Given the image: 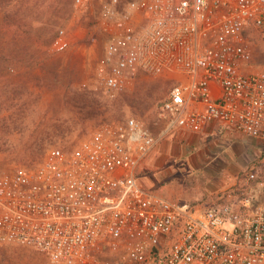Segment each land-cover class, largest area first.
Here are the masks:
<instances>
[{"label": "built area", "instance_id": "2783aa9c", "mask_svg": "<svg viewBox=\"0 0 264 264\" xmlns=\"http://www.w3.org/2000/svg\"><path fill=\"white\" fill-rule=\"evenodd\" d=\"M99 3L107 91L167 77L163 133L216 123L264 144V69L248 40L264 28V0H74L83 11ZM69 46L59 28L51 48ZM161 138L133 117L104 123L72 149L0 174V247L29 246L55 264H82L102 246L129 264H264V204L249 191L257 167L210 199L174 200L142 173Z\"/></svg>", "mask_w": 264, "mask_h": 264}, {"label": "rangeland", "instance_id": "374dc122", "mask_svg": "<svg viewBox=\"0 0 264 264\" xmlns=\"http://www.w3.org/2000/svg\"><path fill=\"white\" fill-rule=\"evenodd\" d=\"M0 2L3 4L0 31L12 26L3 17L4 14L15 15V5L19 3H29L32 10H35L34 16L53 22L49 31L52 34L51 41L47 46L40 47L42 51L47 50L50 57L35 65V73L39 75L41 72L42 76L32 78L23 63L20 66L12 65V73L23 75L20 86L16 88L20 94L14 93L13 84L0 91V103L7 102L14 95L31 98L30 105L22 113L24 117L18 122L0 118V174L18 166H34L52 148L72 149L100 125L124 122L133 117L162 137L142 166L147 184L155 192L162 195L180 190L207 193V197L201 200L210 199L220 190L238 182L244 171L256 166L258 180L251 183L249 191L264 203L262 142L244 137L238 132L222 141H217L215 137H203L202 132L172 130L168 134L163 133L165 124L158 119V109L173 85V81L167 77L141 74L113 93L105 89L98 73L106 43V34L100 28V3L92 11H83L74 5V0ZM58 8L61 11L57 12ZM37 26L36 30H44L43 23H38ZM59 28L66 30L70 41V46L63 52H56L51 48L53 37ZM9 35L10 33L7 37ZM24 39L26 41L23 46L28 48L27 52L31 43L29 39ZM248 40L253 50L255 68L264 69V28L251 30ZM42 64H48L53 70L40 69ZM28 67L32 69L31 66ZM49 74H56L57 80L47 81ZM82 95L88 99L85 105L84 102L75 101L77 96ZM93 98L98 99L99 107L90 105ZM6 107L5 103L2 107L5 116L9 114ZM47 129L54 133L45 136L44 131L41 134L45 137L34 139ZM33 142L39 151L34 157L27 150ZM186 157H190L192 163L187 164ZM0 264L55 263L35 248L11 243L0 247ZM82 264L129 263L119 252L102 246Z\"/></svg>", "mask_w": 264, "mask_h": 264}, {"label": "trees", "instance_id": "16d2710c", "mask_svg": "<svg viewBox=\"0 0 264 264\" xmlns=\"http://www.w3.org/2000/svg\"><path fill=\"white\" fill-rule=\"evenodd\" d=\"M61 6V5H59ZM3 4L0 2V12H2ZM16 13L15 15H6L4 14V20L9 21L11 25L8 27L7 30H1L0 31V91L5 90L6 87L10 86V84L14 85V93L20 94V92L16 89L18 86H20V80L21 76H23L21 73H12L10 69L12 68V65H23L25 64L28 68V71L32 74V78H40L42 76L41 72H39L37 75L35 73L36 68L39 61H43L46 58H49V53L47 50L42 51L40 47L42 45H48L51 41L52 34H49V31L53 27V22H51L50 19L47 21H43L41 18L34 16L35 10H32V6L29 3H19L15 5ZM57 12L61 11L56 9ZM43 23L44 30H36L38 29L37 24ZM38 31V32H37ZM10 33L9 37L7 35ZM27 38L29 39V42L31 45L29 46V50L26 52L27 47L23 46L24 41H26ZM44 55V57L42 56ZM25 62V63H24ZM23 63V64H22ZM28 66H31L32 69ZM39 66V65H38ZM39 67L40 69L46 70V71H52L50 66L48 64H42ZM20 68V67H19ZM37 72V71H36ZM56 79V74H49L47 77V81H52ZM49 81V82H50ZM76 92V91H75ZM81 94V93H78ZM21 95L15 96L11 99H9L7 102V112H9L8 115H4V111L2 110L5 103H0V118L2 120H8L13 122H18L20 119H22L23 112L28 108L30 105L31 98H24L23 96L20 98ZM68 96V95H65ZM69 99V98H68ZM67 100V99H65ZM75 100V98L73 99ZM88 99L86 97L77 96V100H75L78 103H83L85 105L86 101ZM97 98H93L92 101H90L93 107L97 106L99 107V104L97 102ZM59 127V126H58ZM45 131V136L53 134L54 131H50L49 129L43 130L40 132V134L36 135L34 139H42L45 137L43 133ZM62 131V130H61ZM60 131V132H61ZM35 143H31V145L28 147V153H31L34 156L37 155V148L34 145ZM35 154V155H34ZM260 201V200H259ZM261 202V201H260ZM262 203V202H261ZM264 204V203H263Z\"/></svg>", "mask_w": 264, "mask_h": 264}, {"label": "crops", "instance_id": "0c3cea01", "mask_svg": "<svg viewBox=\"0 0 264 264\" xmlns=\"http://www.w3.org/2000/svg\"><path fill=\"white\" fill-rule=\"evenodd\" d=\"M202 135L203 137L204 136L215 137L217 138V141H222V140L227 139L231 135H233V133L223 131L216 123H212L209 126H207L204 131H202ZM186 158H187L186 159L187 164L192 163V159L190 157H186ZM204 172L206 173V171ZM207 195H208L207 193H191V192H185L182 190L175 191L174 193H168V195L164 193V196L174 199V200L181 201V202H195V201L201 200L202 198L207 197Z\"/></svg>", "mask_w": 264, "mask_h": 264}]
</instances>
